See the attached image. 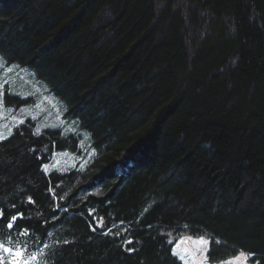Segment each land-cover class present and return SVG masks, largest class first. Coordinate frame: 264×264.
Here are the masks:
<instances>
[{
  "label": "trees",
  "instance_id": "trees-1",
  "mask_svg": "<svg viewBox=\"0 0 264 264\" xmlns=\"http://www.w3.org/2000/svg\"><path fill=\"white\" fill-rule=\"evenodd\" d=\"M0 54L97 151L47 174L79 135L30 118L1 140L0 246L55 233L38 264H184L176 243L204 237L210 264H264V0H0Z\"/></svg>",
  "mask_w": 264,
  "mask_h": 264
},
{
  "label": "rangeland",
  "instance_id": "rangeland-1",
  "mask_svg": "<svg viewBox=\"0 0 264 264\" xmlns=\"http://www.w3.org/2000/svg\"><path fill=\"white\" fill-rule=\"evenodd\" d=\"M6 94L19 96L24 103L20 107L18 100L8 103ZM65 112L66 105L52 93L47 83L40 80L31 69L9 64L0 54V140L8 138L17 125L30 118L37 120L38 133L46 129L62 128L66 134L75 133L81 138L79 154L56 153L53 160L44 166L47 174L67 173L72 170L83 172L97 156V151L92 147L91 136L81 130L78 121L66 120ZM60 238V235L50 233L45 246L57 243ZM184 239L176 243L174 254L185 264H209L207 257L210 241L204 237ZM5 247L12 251L5 252ZM28 249H13L1 245L0 264H13V261L17 260L21 261V264H37L40 252L35 251L34 256L29 257ZM17 251L22 252V256L17 257ZM219 264H250L249 255L241 252L238 256Z\"/></svg>",
  "mask_w": 264,
  "mask_h": 264
},
{
  "label": "snow or ice",
  "instance_id": "snow-or-ice-1",
  "mask_svg": "<svg viewBox=\"0 0 264 264\" xmlns=\"http://www.w3.org/2000/svg\"><path fill=\"white\" fill-rule=\"evenodd\" d=\"M19 215H21L22 216V214H19ZM17 220V216H12V221L13 222H15ZM8 227L9 228H12L13 227V223H8ZM129 243H131V241H129ZM5 252H11L12 251V249H9V248H7V247H5L4 249H3ZM131 250V249H130ZM15 255L17 256V257H20V256H22V252H20V251H17L16 253H15ZM13 264H16V261H13ZM257 264H258V262H257Z\"/></svg>",
  "mask_w": 264,
  "mask_h": 264
}]
</instances>
